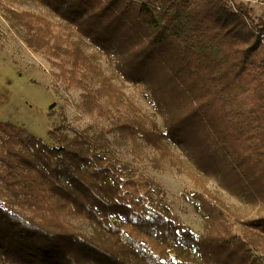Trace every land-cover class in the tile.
Returning <instances> with one entry per match:
<instances>
[{"label":"trees","instance_id":"trees-1","mask_svg":"<svg viewBox=\"0 0 264 264\" xmlns=\"http://www.w3.org/2000/svg\"><path fill=\"white\" fill-rule=\"evenodd\" d=\"M18 1L51 16L5 6L35 50L62 60L56 78L85 90L83 110L109 127L73 136L55 127L49 145L0 121V264H264V12L233 0ZM83 37L148 92L153 115L112 84ZM111 132L137 157L144 143L188 170L203 233L181 221L158 182L121 164ZM212 177L257 215L216 196Z\"/></svg>","mask_w":264,"mask_h":264},{"label":"rangeland","instance_id":"rangeland-1","mask_svg":"<svg viewBox=\"0 0 264 264\" xmlns=\"http://www.w3.org/2000/svg\"><path fill=\"white\" fill-rule=\"evenodd\" d=\"M233 1L236 5L244 0ZM245 2L253 8L256 18L264 12V0ZM5 6L18 13L31 11L48 16L45 8L21 5L18 0H2L0 4V121L18 126L26 134L33 135L49 145H57L49 135L50 130L55 127L68 125L66 133L69 136L74 135L73 128L90 127L91 133L94 134L98 129L109 127L108 121L83 110L85 90L78 87L67 88L62 80L56 78L55 73L58 69L54 62L60 63L62 60L46 48L35 50L26 39L29 36L26 29L9 18ZM56 23L57 34L63 35V22L59 20ZM77 38L73 37V39ZM83 45L86 53H98L96 55L102 69L111 77V82L117 89L123 90L129 100H132L143 112L149 115L155 113L152 101L144 88L124 80L116 73L110 66L108 58L99 52L96 45L88 38L83 37ZM85 79L89 80L88 88L100 87L101 83L96 78ZM154 118L160 128L164 129L162 117L155 114ZM108 139L110 149L122 165H128L142 178H152L158 182L166 192V200L181 221L189 225L197 234L204 232L205 220L201 211L196 209L192 195L201 191V188L190 177L186 168L178 170L169 159L161 157L158 151L143 142L142 155L137 157L131 152V143L118 133L111 132ZM171 146L176 153H181L177 146ZM206 185L216 196L242 215L255 216L259 212L257 207H252L243 198L221 187L216 178L207 179ZM80 227L90 231L86 223H80ZM240 228L241 226L237 225V231Z\"/></svg>","mask_w":264,"mask_h":264},{"label":"built area","instance_id":"built-area-1","mask_svg":"<svg viewBox=\"0 0 264 264\" xmlns=\"http://www.w3.org/2000/svg\"><path fill=\"white\" fill-rule=\"evenodd\" d=\"M235 1H237V0H235ZM244 1H249V0H244ZM264 37V36H263ZM263 40H264V38H263Z\"/></svg>","mask_w":264,"mask_h":264}]
</instances>
